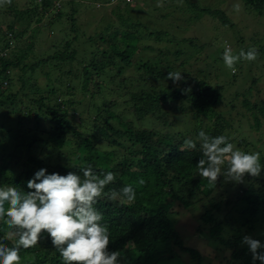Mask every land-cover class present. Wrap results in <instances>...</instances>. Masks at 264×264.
Returning a JSON list of instances; mask_svg holds the SVG:
<instances>
[{"label":"trees","instance_id":"16d2710c","mask_svg":"<svg viewBox=\"0 0 264 264\" xmlns=\"http://www.w3.org/2000/svg\"><path fill=\"white\" fill-rule=\"evenodd\" d=\"M239 1L249 18H264V0ZM131 3L120 0V4L127 7ZM184 3L195 13V20L205 13L217 18L223 26L231 27L226 12L201 9L197 4L195 8L193 0H184ZM63 5L69 11L63 13L60 7L52 19L66 18L67 25L69 20L74 38L57 44L51 41V51H46L45 58L33 54L32 43L18 49L20 57L9 56L6 51L11 42L25 34L33 19L41 22L39 13L52 12V1L39 0L32 9L26 10L10 6L0 12V15H11L12 22L23 26L14 38L0 36V113L8 110L19 117L16 130H6L0 121V187L15 186L28 191L27 180L41 167L61 174L78 171L81 176L79 170L89 165L101 176L111 171L116 179L97 198L95 207L104 214V222L110 227L112 236L108 247L110 251H120L121 264H202L203 255L183 246L174 227L170 210L176 202L187 209L203 203L205 209L200 217L202 223L208 225V241L232 250L233 261L242 259L244 264H251V254L237 242L242 238L241 232L256 236L264 233V171L260 174L263 178L246 174L241 182L221 176L214 186H210L197 174L196 164L204 158L199 145L195 150L184 151L181 146L185 139L195 140L200 130L227 138L226 131L232 129L236 132L244 128L256 133L263 131L264 98L254 90L255 78L249 80L253 63L262 61L261 67H264L263 36L253 32L247 38L249 46L243 49L254 47L259 55L253 62L240 61L235 75H231V70L229 74L223 70L220 54L200 39L178 40L166 32L143 29L139 23L123 19L121 15L114 20L116 24H108L103 31L83 40L79 53L71 46L78 40L72 25L76 19L73 16L75 6L79 12L82 5L75 0H64ZM85 7L89 5L85 4ZM50 18L45 24L49 30L56 23ZM12 22L7 26L8 31H11ZM142 29L144 33H140ZM238 34L233 35V39L236 45L239 41L242 46L245 39ZM146 38L172 46L162 52L148 45ZM186 49L190 53L184 51ZM204 53L207 58L202 61L217 72L213 77L222 81V85L200 79L202 74L210 75V71L206 73L202 68H195L196 62L201 61L199 55ZM14 69L20 72L17 77L20 85L13 91ZM244 70L247 73H243ZM175 71L182 72L186 78L178 87L166 79L167 72ZM37 72L47 78L52 76V79L48 78L39 86L35 77ZM236 84L241 92L236 89L238 92L235 90L233 99H241L245 113H236L235 127L233 121L225 119L218 109L226 100L225 89ZM5 87L7 91L11 90L6 92ZM114 94L121 101L128 98L123 102L125 107L128 106L127 110L117 113L118 101L103 99ZM251 98L255 100L251 101ZM167 114L171 118L167 123L170 131L163 133L155 128L141 127L149 126L150 120L165 123ZM154 115L155 119H152ZM187 115L193 118L190 119L192 126L175 132L177 122ZM208 115L213 119L205 127L202 117ZM30 117H33L35 129L21 130L22 120ZM127 117L134 121H125ZM244 142H238V147H244ZM112 146H124L127 158L123 156L116 162ZM261 159L264 162V157ZM253 178L258 183L256 189L255 184L247 183ZM126 184H132L137 190L134 202H123L119 196L110 198L113 191L119 192ZM9 231L5 223L0 222V240L11 247L14 240L6 238ZM21 257V264H61L56 249L43 240L34 248L22 250ZM212 258L218 259L217 256ZM208 264H214L213 260L208 258Z\"/></svg>","mask_w":264,"mask_h":264},{"label":"rangeland","instance_id":"374dc122","mask_svg":"<svg viewBox=\"0 0 264 264\" xmlns=\"http://www.w3.org/2000/svg\"><path fill=\"white\" fill-rule=\"evenodd\" d=\"M54 4V9H52V12L50 13V10L47 11L45 14L38 15V18H41V22H35L36 19H33L31 22V25L29 29H26V32L23 36L18 38L16 41H13L10 43L8 50L6 51V54L9 56H15L18 55L20 57L21 53H19L18 49H20L21 46L26 45L27 43H32L33 45V54L37 55V58H40L42 55H44V58L46 57V51L50 52L51 49V41H54V44L56 43H62L66 40H72L74 37V33L71 32L69 20L68 25L65 23L66 18L61 20H55L52 19L54 13L59 11V8H62V12L66 13L69 11L68 7H64L63 3L64 0H51ZM109 1V2H107ZM127 2L132 1L130 7H127L126 5L120 4V0H75V2L79 6V12L77 10V6H75L76 13L73 15L75 19L74 26V32L78 35V40L74 45L72 46V49H75L76 52L80 49V44L83 40H87L91 36L97 34L99 31H103L107 27L108 24H116V19L120 15L124 18H127L129 21L133 23H139L140 27L143 29L145 27L151 28L154 31H162L166 32L169 35L174 36L178 40L186 38H198L201 40V42L206 43L213 47L215 52L218 54H222L225 48L231 47L233 54L238 53L241 49L246 48L249 46L247 38L253 33H258L259 37L263 36V40L261 43H264V18L260 20H256L254 18H249L244 11L243 4L240 3L239 0H193L194 7L198 5L201 9H208L209 11H221L227 13V19L230 21V26H223L220 21L217 18L209 17L205 15V13L201 14L197 20L195 13L187 8V6L184 3V0H126ZM116 2V3H115ZM35 3H39V0H11L6 1L2 0L0 2V12L6 11L7 8L10 6L15 7L17 10H26L27 8L32 9L35 6ZM87 4L89 7H85L84 5ZM197 4V5H196ZM197 6V7H198ZM194 8V9H195ZM41 6L39 10H41ZM78 12V13H77ZM51 17V18H50ZM0 36L1 35H8L11 38H14L15 33L20 32L23 29L22 27H19V24L17 22H12L13 17L10 16H4L3 14L0 15ZM50 18V20H54L56 23L52 29L46 28L45 24L46 21ZM189 20L186 22V20ZM115 20V21H114ZM12 22L11 31H8L7 26L9 23ZM139 27V28H140ZM179 27V28H177ZM35 28H37L36 31H32ZM186 28V29H184ZM140 30V33H144V30ZM236 33H239L238 36H242L245 41H243L242 46H240V42L238 41L236 45L235 38L233 39V35L235 36ZM168 35V36H169ZM236 36V38L238 37ZM258 38V37H257ZM256 38V39H257ZM148 45L154 46L159 51L165 52L164 49L171 48V43L168 45L164 41L155 42V40L147 39L146 41ZM174 45V44H173ZM146 46V45H142ZM189 50V49H188ZM188 53L189 51L184 50ZM156 52V51H155ZM157 53V52H156ZM140 57H142V54H139ZM169 56V55H166ZM30 57V55H29ZM201 61L196 62V67L202 68L203 70L210 71V75L205 76V74H202L200 76V79L205 81L206 83H213L215 85H222L223 82L220 80L215 79L213 76L217 74V72H213V68L209 67L208 64H206L203 59L205 60L207 58V55L200 54L199 57ZM172 59V58H171ZM262 61L253 63L254 67L250 70L251 73H249L250 78L256 80L255 84V91L258 92L260 95V98H264V67H261ZM223 70L226 71L228 74L230 72L229 69H227L224 64L222 63ZM237 68V67H236ZM239 68V66H238ZM15 70V69H14ZM247 73V70H244ZM15 73V86L13 91L20 85V82L17 80V77L19 76L20 72L15 70L13 71ZM237 72L233 73L231 71V75H235ZM227 75V74H226ZM243 75L240 74V77ZM37 82L39 83V86L44 84L45 81H48L49 79H52V76H47L40 74L39 72L35 75ZM34 83V82H33ZM248 84H245L244 86L247 87ZM238 84L230 87L229 89H225V102L219 107V111L224 115L225 119H231L233 121L234 126L235 125V117L236 113H245L244 108L241 106V99L240 100H234V92L236 89H238ZM4 88V86H3ZM6 90V87H5ZM11 90V89H10ZM9 90V91H10ZM239 90V89H238ZM6 90V92H9ZM237 91V90H236ZM238 92V91H237ZM241 92V90H239ZM5 93V92H4ZM255 93V92H253ZM100 98V97H98ZM103 98V97H101ZM106 101L117 102L118 109L116 110L117 113H119L122 110H127L128 106L125 107L123 104L124 101L128 100L127 97H125L122 101L121 98H119L118 95L114 94L110 97L103 98ZM233 99V100H232ZM255 98H251V101H254ZM257 103V101H256ZM187 106V105H186ZM130 107V106H129ZM233 107V108H231ZM131 108V107H130ZM217 110V111H218ZM190 112V111H188ZM0 121L1 124L5 126V129H15L17 127V120L19 121V117H17L16 114L8 113V110H6L4 113H0ZM161 116V115H160ZM152 119H155V115L151 116ZM164 118H167V122L163 123L159 121L158 123L150 120V125H142V128H155L158 131H161L163 133H166L167 131H170V129H167L168 122L171 121V118L165 116ZM131 119L134 121V118L127 117L125 118V121H131ZM188 119V120H187ZM190 115H187L186 118H182L177 123V127L175 128V132L177 131H184L192 126V122ZM213 116H203L202 121L203 124H205V127H208L210 123L212 122ZM242 120V119H241ZM21 121V120H20ZM24 122L23 127H20L21 130L26 129H35V123L33 120V117H30L29 120H22ZM243 121V120H242ZM228 138L231 140V142L234 144V146L238 147V142L241 140L245 141L244 144H246L244 147H238L241 151L246 153H252V152H260L261 156L264 157V127L263 131L259 133V131L256 132H250L249 129H239V131L227 130ZM196 138V135L194 136ZM8 144V143H7ZM127 146V145H124ZM115 147L112 146L111 148L116 152L115 161L119 162L122 160L123 156H126L125 147ZM107 150H110L107 148ZM127 158V156L125 157ZM249 176V175H248ZM263 178V175H258L257 178ZM250 184H255L257 188L258 183L254 180V178L251 181L247 182ZM222 198V196H221ZM203 203L198 204L196 208L190 209V208H184L180 206L177 202L173 205V207L170 210L172 219L174 220V227L179 233L180 238L183 240V246L190 247L196 251H198L201 255L204 257V261L202 264H208V258L213 260L214 264H244L242 259L232 260L231 259V252L232 250L226 249L224 246H221L218 242H210L208 241V236L206 234V231L208 230V225H205L202 223L201 215L204 211ZM200 231H202V234H200ZM244 235H251L253 238L256 239H264V233L261 236H256V234H250V233H240V236L243 237ZM230 237V234L227 235ZM6 238H8V233L6 235ZM241 241V239H240ZM240 241H238V246L241 247ZM243 247V246H242ZM217 256L218 259H213L212 257ZM221 259L224 261L221 262ZM189 260V258H188ZM192 263V262H191ZM166 264H177L175 262H169ZM189 264V263H188Z\"/></svg>","mask_w":264,"mask_h":264},{"label":"clouds","instance_id":"9594fccd","mask_svg":"<svg viewBox=\"0 0 264 264\" xmlns=\"http://www.w3.org/2000/svg\"><path fill=\"white\" fill-rule=\"evenodd\" d=\"M258 55L254 47L236 54L227 47L221 59L235 73L240 61L253 62ZM166 79L177 87L186 81L180 71L167 72ZM198 145L204 158L196 164L197 174L210 186L221 176L241 182L246 174L255 177L264 171L260 152H243L224 135L211 136L200 130L195 140L185 139L181 149L195 150ZM79 171L82 176L78 171L61 174L41 167L27 180L28 191L0 187V222L10 230L8 238L14 240L11 247L0 240V264H21V251L36 247L42 240L56 249L61 264H121L120 251H110L108 247L110 227L95 207L97 198L115 181V174L108 171L101 176L90 165ZM117 196L132 203L137 190L126 184L119 192L113 191L110 198ZM240 244L251 254V264H264V239L244 235Z\"/></svg>","mask_w":264,"mask_h":264}]
</instances>
